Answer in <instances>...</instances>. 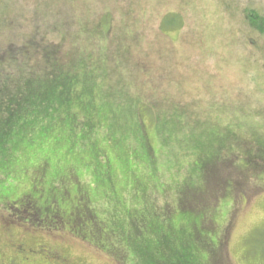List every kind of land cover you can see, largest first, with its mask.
I'll return each instance as SVG.
<instances>
[{
  "label": "rangeland",
  "instance_id": "374dc122",
  "mask_svg": "<svg viewBox=\"0 0 264 264\" xmlns=\"http://www.w3.org/2000/svg\"><path fill=\"white\" fill-rule=\"evenodd\" d=\"M15 3L54 17L4 22L2 57L45 38L65 70L89 58L96 104L119 77L129 95L89 155L38 122L0 144V264H158L180 242L196 264H264V35L244 18L264 0Z\"/></svg>",
  "mask_w": 264,
  "mask_h": 264
},
{
  "label": "trees",
  "instance_id": "16d2710c",
  "mask_svg": "<svg viewBox=\"0 0 264 264\" xmlns=\"http://www.w3.org/2000/svg\"><path fill=\"white\" fill-rule=\"evenodd\" d=\"M11 3L12 0H0V28L4 25V22L5 24L13 21L20 23V20L27 17L26 15L29 16V14L30 20L32 18L35 20L38 15L42 19L54 17L53 13L43 11L42 14H39L36 10L31 12V9H25L19 15L20 6L17 3L13 5ZM45 14H49V16ZM244 18L251 30L264 35V17H261L255 10L246 9L244 10ZM30 20L28 24H31ZM40 43H44L40 48L35 47L33 49L25 44L23 48H19V51L15 49L12 51L6 50L4 57L0 54V144H7L8 141H12L14 138L20 137L22 139L27 134H33L37 130L33 128L35 126L38 127L40 136L45 137L44 134L47 132L51 136L56 137L57 135L58 138L66 139L70 145H77L78 148L82 147L86 155H89L87 150L93 147L92 145L102 148L105 144L107 146V143L108 145L109 143H115L116 138L107 133L106 122L108 117L110 118H108V122L110 121L114 125L117 124L116 120L113 121L114 119L120 120V113H114L112 107L114 104L118 105V103H115L117 98H119L118 102H121L122 97L124 103L126 99L124 96L129 95L125 80L119 77L113 83L108 82L106 84L108 89H103L102 97L104 99H102V103L96 104L99 95L94 94L93 89L85 87L86 82L80 83L79 76L83 77L84 71L78 73L80 69L88 68L89 71L86 75L88 77L93 75L90 68L93 65L86 64L89 58L80 57L81 59L73 62L71 67L65 70V68L56 65L51 60L52 50L54 51L53 56H57L58 51L56 48L48 46L45 38L41 39ZM9 45L12 44L8 42ZM48 48L52 50H48ZM131 50L129 47L123 48L120 45L116 47L115 51L121 52L122 57L120 58L123 59L124 63L125 57L127 58ZM77 55L80 56L81 54ZM97 63L100 65L105 80L107 75L113 72L111 64L106 65L103 59L101 63L98 61ZM117 66L119 65L117 64ZM115 91L118 95L111 103L110 99ZM118 92H121V94ZM143 100L144 98H141L142 103H144ZM148 103L146 106H150ZM118 107L115 106L114 111H117ZM105 112H110V115L106 116ZM156 113L158 117L159 112ZM34 122H38L39 125L33 126ZM54 129L58 132L56 135L53 132ZM98 134L102 138L99 137L101 141L96 142L95 136ZM104 156L103 154L100 158L103 159ZM104 165L106 164L104 163ZM180 245L182 249L177 250L175 258L162 257L158 264H167V261L170 260H174L173 264H196L191 248L185 243L182 244V242H180ZM222 259L211 261V259L203 260L201 258L202 262L199 261V264H223Z\"/></svg>",
  "mask_w": 264,
  "mask_h": 264
},
{
  "label": "flooded vegetation",
  "instance_id": "af4514ba",
  "mask_svg": "<svg viewBox=\"0 0 264 264\" xmlns=\"http://www.w3.org/2000/svg\"><path fill=\"white\" fill-rule=\"evenodd\" d=\"M51 255V254H50ZM52 256V255H51Z\"/></svg>",
  "mask_w": 264,
  "mask_h": 264
}]
</instances>
